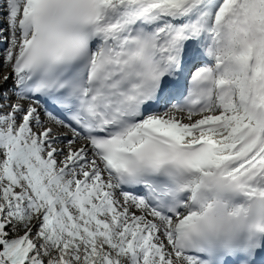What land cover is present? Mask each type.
Masks as SVG:
<instances>
[{
  "label": "snow or ice",
  "instance_id": "snow-or-ice-1",
  "mask_svg": "<svg viewBox=\"0 0 264 264\" xmlns=\"http://www.w3.org/2000/svg\"><path fill=\"white\" fill-rule=\"evenodd\" d=\"M0 264H264V0H0Z\"/></svg>",
  "mask_w": 264,
  "mask_h": 264
},
{
  "label": "bare ground",
  "instance_id": "bare-ground-1",
  "mask_svg": "<svg viewBox=\"0 0 264 264\" xmlns=\"http://www.w3.org/2000/svg\"><path fill=\"white\" fill-rule=\"evenodd\" d=\"M1 67H4L3 66V56H2V53L0 54V69Z\"/></svg>",
  "mask_w": 264,
  "mask_h": 264
},
{
  "label": "rangeland",
  "instance_id": "rangeland-1",
  "mask_svg": "<svg viewBox=\"0 0 264 264\" xmlns=\"http://www.w3.org/2000/svg\"><path fill=\"white\" fill-rule=\"evenodd\" d=\"M0 48H1V45H0ZM0 53H1V52H0ZM6 69H8V68L1 67V69H0V73H5L4 71H5Z\"/></svg>",
  "mask_w": 264,
  "mask_h": 264
}]
</instances>
